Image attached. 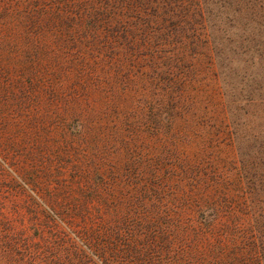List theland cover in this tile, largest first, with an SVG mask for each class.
Instances as JSON below:
<instances>
[{"label": "trees", "instance_id": "obj_1", "mask_svg": "<svg viewBox=\"0 0 264 264\" xmlns=\"http://www.w3.org/2000/svg\"><path fill=\"white\" fill-rule=\"evenodd\" d=\"M58 3L25 17L71 124L31 159L71 236L0 200V264H264V0Z\"/></svg>", "mask_w": 264, "mask_h": 264}, {"label": "rangeland", "instance_id": "obj_2", "mask_svg": "<svg viewBox=\"0 0 264 264\" xmlns=\"http://www.w3.org/2000/svg\"><path fill=\"white\" fill-rule=\"evenodd\" d=\"M35 1L0 0V200L11 213L23 214L26 225L35 228L40 222L49 221L60 232L71 236V228L58 217L59 209L48 198V194L58 192L57 181L67 184L69 170L63 177H54L59 171L57 161L48 166V162L41 163L39 157L31 159L40 146L35 143L36 134L46 132L41 137L45 136L43 141L50 145L59 133L69 131L71 120H58L63 114V103L58 106L47 101L54 85L53 59L59 55L60 66H63L66 57L54 46L45 48L44 53L36 57L37 38L28 32L30 22L25 17L27 13L38 12L37 8L51 14L57 2L67 4L70 0H39L37 7ZM232 30L235 36L239 32ZM47 42L51 43V39ZM39 44L47 46L43 42ZM44 67L48 71L42 70ZM209 78L212 82L214 77Z\"/></svg>", "mask_w": 264, "mask_h": 264}]
</instances>
